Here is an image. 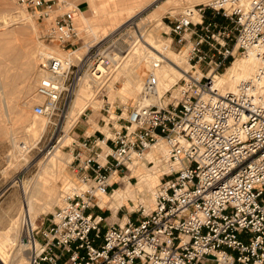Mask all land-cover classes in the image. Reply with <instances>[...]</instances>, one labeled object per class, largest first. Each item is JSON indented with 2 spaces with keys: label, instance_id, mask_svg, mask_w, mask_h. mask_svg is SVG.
<instances>
[{
  "label": "built area",
  "instance_id": "built-area-1",
  "mask_svg": "<svg viewBox=\"0 0 264 264\" xmlns=\"http://www.w3.org/2000/svg\"><path fill=\"white\" fill-rule=\"evenodd\" d=\"M178 1L162 24L188 70L167 101L104 105L110 133L84 137L70 163L78 182L66 186L50 223L23 239L28 264H264V93L251 82L230 90L216 81L238 56L264 64V0ZM18 4L46 22L45 40L70 54L45 56L36 87L33 114L56 131L81 83L99 90L121 66L123 37L136 22L77 56L79 5L54 15L65 0ZM153 148L159 166L149 159ZM150 165L162 178L153 207L144 202L142 216L106 223L94 209L99 197L121 174Z\"/></svg>",
  "mask_w": 264,
  "mask_h": 264
},
{
  "label": "rangeland",
  "instance_id": "rangeland-1",
  "mask_svg": "<svg viewBox=\"0 0 264 264\" xmlns=\"http://www.w3.org/2000/svg\"><path fill=\"white\" fill-rule=\"evenodd\" d=\"M67 1L71 4H68L61 10H57L54 15L69 11L72 7L79 5L82 13H80L79 17L77 16V19L83 28L88 27L90 31L87 35L84 31L82 38L77 41V47L82 48L78 52L79 54L86 52L87 48L84 47L86 42H88L90 46L96 44L109 37L113 31L121 28L128 21L135 19L136 25L131 29V32H128V34L123 37L121 45H123L125 52L122 55L124 58L121 66L114 72L113 76L109 78L108 82L97 90V97L92 98L94 101L92 99H90V101L89 99L86 100V103L91 104L77 122L71 123L68 115V119L66 118L67 121L65 119L66 124L64 123L63 125H60L55 131L54 126L50 125L46 119L36 117L33 114V107L37 103L36 87L41 75V64L38 63L37 57L38 52L41 49L46 48V46L52 49L59 48L56 44L45 40L43 37V28L46 24L45 21L38 19V17L31 11L28 12L20 7L18 0H0V46L4 45L6 40L12 41V37L5 39L3 33L11 35L10 33L17 32V42L22 43V41L25 40L30 43L32 48V54L27 58L23 57L22 52L16 47L15 42L11 44V46H14L15 48V53H7V51L0 53V83L4 85L5 97L8 103L7 110H9L8 113L0 100V231L4 232V230H6L7 239L9 240V242L7 240L8 246H6V248L4 247V250L8 251H6L8 255L7 264H28L27 252L21 250V241L19 240V238H22L21 240L25 239L26 235L22 234V236H20L19 225L17 223L15 224V221L18 218L21 217V222L25 218L21 213L25 197L24 190H27L26 192L29 193L28 195L30 197L32 196V201L35 203L36 213L33 218L34 225H29L31 221L28 218L25 220L26 227L25 223H23L22 227H28L30 230V227L32 228V226L41 227L43 224L48 225L53 216V212L61 203V195L65 190L64 187L66 183L73 186V183L78 182V176L70 163L74 160L75 155L80 152L81 143H83L84 137L87 135L103 137L101 132H104L105 134L110 133L108 126H105L104 122L109 119L107 112L102 109L104 105L106 106L105 108L108 109L109 103H127L131 107L138 104H146L143 102V99L147 98L148 95L144 91H141L137 95H131L125 91L124 86V83L131 79L129 73L127 75L125 72V67L132 62L133 57L131 56L134 54L137 44L142 43V45L149 49V51L152 53L155 52L158 55L159 49L167 51L171 56V62L169 61L170 65L172 64L171 66L177 68L176 71L179 70L181 73L178 81L182 78V70H188L189 68L187 61L184 63L178 61V58L185 53H179L176 46L171 43L170 38L164 34V30L166 29L162 24L163 17L170 11L177 9V6L179 5L178 0H167V3L165 2L164 5H169L168 2H170L172 6L170 9L165 10L161 8L164 3L163 1L165 0H160L157 3L160 4L159 7H157L154 0H140V7L136 8L131 13L119 14L114 20H112L111 12L115 9H119L129 0ZM103 3L105 6L101 9L100 6ZM23 10H25V12ZM5 13H9L7 14L9 16L12 14V19H15L6 26V23L2 22L3 24H1V16H3L2 14L5 15ZM84 17L87 18V20L84 19ZM152 38L153 40L158 41V45L152 42ZM115 45L118 47L121 46L119 43H116ZM62 54L65 55L66 53L62 51ZM177 55L179 56L177 57ZM243 57L244 56H238L237 59ZM171 58L173 59L171 60ZM16 59L18 60L17 63H15ZM235 60L231 61L228 68L222 72V75L226 74ZM141 70L142 79L146 80L149 69H147L145 64H142ZM16 75L17 77L14 79ZM28 79L31 80L33 87L30 91L23 92L22 88L26 85ZM83 88L82 90L84 92L86 91L87 95L90 96L87 89L85 87ZM171 88L172 87H170L169 90ZM164 100L167 101V94L164 96ZM94 102L95 105H97L96 107L93 106ZM35 118L37 122L40 120L45 121L46 124H48L45 133L43 132L37 141H34L37 139L34 134L30 133V135L29 132L25 130V126L35 120ZM88 130L91 131V134H87ZM63 137L64 139L62 142H68L62 146V150L57 154L56 160L58 161L55 160V163L56 166L59 165V167L54 168L50 173V182L48 181L46 185H44L42 180L44 175L43 172L49 164L50 158L54 155H48V151L50 146L55 143V145L58 146L57 150H60L59 147L63 144L60 141ZM51 141L52 143H50ZM98 152H100V149H98ZM152 167V165L139 167L138 171L135 173L127 172L126 174H121V178H118L119 184L114 185V190L120 187L123 188L125 182L123 183L122 178L129 175L128 181L131 184V189L128 193L113 205L109 203L108 206L103 209L96 205L94 208L97 213H101L106 218V223H123L125 222L124 218L127 216H142L143 208L141 207V204L144 202L149 208L153 207V191L161 183L162 178L161 174L157 173L159 167L158 169L157 167L151 169ZM141 173H150L153 175V179L157 178L155 179L153 190L148 181L139 180L138 176ZM51 180L57 182L60 201L58 204L49 205V190L47 189H49ZM109 195L110 193L105 197L109 198ZM9 227L10 229L12 228V231L10 230L11 233L8 232Z\"/></svg>",
  "mask_w": 264,
  "mask_h": 264
},
{
  "label": "bare ground",
  "instance_id": "bare-ground-1",
  "mask_svg": "<svg viewBox=\"0 0 264 264\" xmlns=\"http://www.w3.org/2000/svg\"><path fill=\"white\" fill-rule=\"evenodd\" d=\"M65 1H67V0H65ZM154 1L157 4L160 0H154ZM163 2L164 3L161 6V8H163L164 10L171 8L172 4L170 2H168L169 5H164L165 2L167 3V0H165ZM68 4H71V3L68 2ZM140 5H141L140 4V0H129L128 2L124 3L119 9H115V10H113L111 12L112 20H114L119 14L133 12L136 8L140 7ZM104 6H105L104 3L101 4V6H100L101 9H103ZM159 6H160V4H157V7H159ZM23 11L25 12V10H23ZM172 11H175V10H172ZM7 14H9V13H7ZM7 14L5 13V15L2 14L3 16H1L2 17L1 24L6 23L5 26L8 25V23H10L11 21L15 20V19H12V17H11L12 14L10 16L7 15ZM79 15H80V13H79ZM22 16H24V15H22ZM84 19L87 20V18H85V17H84ZM7 27H9V26H7ZM81 29L85 31L86 35L88 33H90L88 27L83 28L81 26ZM10 34L11 35H8V33H3V35L5 36V39L8 38V37H12V41L6 40V43L4 45L0 46V53L4 52V51H7V53L8 52L15 53L14 46L13 47L11 46V44L15 42L16 43V47L20 49V51L22 52V55H23L24 58H27L28 56H30L32 54V52H31L32 48L30 46V43L25 41V40L22 41V43L21 42L18 43L17 42L18 41L17 32H13V33H10ZM23 34H26V33H23ZM152 42H154V44L158 45V41L157 40H153V38H152ZM89 46H90L89 43L86 42L84 47L88 48ZM46 48L41 49L38 52V56L37 57H38V63L39 64H42L43 60H44V57L47 56V55H50V54H54V55H58V56H69L70 55L69 53H66L65 55H63L62 51L60 49H52V48H50L48 46H46ZM81 49H82L81 47L78 48L75 51L74 54L77 55V56L83 54L84 52L81 53V54L78 53ZM159 52L163 53L162 57L160 55L156 54L155 52L152 53L151 51H149V49L144 47V45H142V43H138L134 54L131 56V57H133L132 62L129 63L127 66L125 64L126 67L124 66L125 67V72L127 73V75L129 73V76H131L130 81H127V82L125 81L126 83H124L125 91L128 92L131 95H137L141 91H144L148 95L147 98L143 99V102L146 103V104H143L145 106L146 105L155 104V102L156 103H160L161 99L166 94V92L169 90V88L173 87L174 85H176L178 79L181 76V73L179 72V70L176 71L177 68H173L171 66L172 64L170 65V62H171L170 61V57H171L170 54L167 51H164V50H161V49H159ZM178 56L179 55H177V57ZM244 58H246V59H244ZM172 59L173 58H171V60ZM158 61H162L163 63L160 64L158 67H156V62H158ZM178 61L181 62V63L186 62L187 58H186L185 54H182L180 56V58H178ZM17 62H18V60L16 59L15 63H17ZM142 64H145L147 69L151 70L155 74V78L153 80H148L147 81V80L142 79V75H141V72H142L141 66H142ZM25 76H23V77H25ZM220 76H222V77H220ZM16 77H17V75L14 77V79H16ZM25 78H27V77H25ZM216 81H217V84L219 86H224V87H226V88H228L230 90H235L239 85H241L244 82H251L254 85H256L257 86V90L263 94L264 93V64H263V61L258 56L254 55V54H250V55H248L246 57H243L241 59H236L233 62V64L230 66V68L228 69L226 74L219 75L217 77ZM32 87H33L32 86V82H31L30 79H28L26 81V85L22 88V91L23 92H28V91H30V89ZM83 87H85L87 89V91L90 94V96L87 95L86 91L84 92L82 90ZM94 97H97V90L95 88V85L91 84V81L89 79H87V81L85 80L83 83H81L80 87L77 89L76 94H75V98H74V100L72 102V105H71L72 108H70V110H69L70 114L68 112V115H69L71 123H75V122H77L80 119L81 115H83V113L86 111V109L91 104V103L90 104L86 103V100L89 99V101H90V99H92ZM0 100H1V103H3V106L6 108V111L8 112L9 110H7L8 109V103H7V101H6L7 99L5 97V89H4V85L1 84V83H0ZM36 100H37L36 102L40 101V99H37V98H36ZM92 100L94 101V99H92ZM95 102H97V101H95ZM95 102L93 103V106L96 107L97 105H95ZM68 115H67V119H68ZM67 119H66V121H67ZM46 121L49 123L48 120H46ZM65 124H66V122H65ZM47 125L48 124H46L45 121H40L39 120L37 122L36 118H35V120H33L27 126H25V128H26L25 130L27 132H29V134L30 133L34 134V136L37 137V139L34 140V141H37L41 137L43 132L45 133V130L47 129ZM64 129H65V126H64ZM63 139H64V137L61 139L60 142H62ZM67 142H64V143L62 142L63 144L59 147L60 150H57L58 146L56 145V146H53L51 148V150L48 152V155H51V154H54V155L50 158L49 164L47 165L45 171L43 172L44 175L42 177V180H43L44 185H46V183L48 181L50 182V177H51L50 173L54 170V168L55 167H59V165L56 166L55 160H56L58 152L62 150V148H63L62 146H64ZM149 156H150L149 159L154 160L156 162V165H157L158 162L156 161V158H155L154 148L151 149ZM56 161H58V160H56ZM157 166H155V167H153L151 169H155ZM137 171H138V169L134 170L133 173H135ZM56 175H58V174H56ZM138 177H139V180H141V181L142 180L148 181L150 183L151 189L153 190L154 184H155V179H157V178L153 179L152 178L153 175H151L150 173H146V174L145 173H141V174H139ZM57 178H60V177H57ZM128 179H129V175L126 176V177H123L122 181H123V183L125 182V186L123 188L120 187L118 189H115L109 195V198H106L105 197L106 195L100 196L99 197V205L102 208H105V207L108 206L109 203L111 205H113L116 202L120 201L126 195V193H128V191L131 189V184L129 183ZM41 183H42V181H41ZM66 186L67 187H69V186L73 187V186H71V184H69V183L67 184L66 183L64 189L66 188ZM44 190H45V186H44ZM47 190H49V192H48V204L49 205L58 204L59 201H60V194H59L57 182H54V181L51 180V183L49 184V189H47ZM26 191L27 190H24L25 197H24L22 211H21L22 216H24L25 218H24V220L22 222H21V217L18 218L15 221V224L17 223L19 225L20 236H22V234L23 235H27L29 233V231H31L32 228L30 226H29L30 227V230H29L28 227L27 228H23L24 226L22 227V225H23V223H25V227H26L25 220H27L28 218L30 219L31 223H29V222H27V223H29V225H32L33 222H34L33 218L35 217V213H36L35 212V203H34V201H32V196L30 197L28 195L29 193L26 192ZM62 196H63V193L61 195V202H62ZM124 220H127V217H125ZM8 229H9L8 232H10V230L12 228L10 229V227H9ZM5 231L6 230H4V232L0 231V264H7V259H8V255H7L8 251L6 250L7 251L6 252L4 250V247L6 248V246H8V243H7V240H8L7 239V232H5ZM21 239L19 238V240L21 241V246H20L21 250L26 251V244L23 243V240H21ZM8 242H9V240H8Z\"/></svg>",
  "mask_w": 264,
  "mask_h": 264
},
{
  "label": "crops",
  "instance_id": "crops-1",
  "mask_svg": "<svg viewBox=\"0 0 264 264\" xmlns=\"http://www.w3.org/2000/svg\"><path fill=\"white\" fill-rule=\"evenodd\" d=\"M93 132H94V131H93ZM87 134H91V131H90V130H88V131H87Z\"/></svg>",
  "mask_w": 264,
  "mask_h": 264
}]
</instances>
